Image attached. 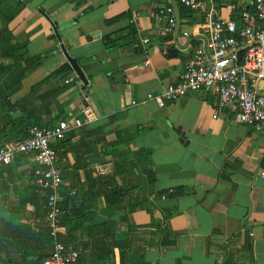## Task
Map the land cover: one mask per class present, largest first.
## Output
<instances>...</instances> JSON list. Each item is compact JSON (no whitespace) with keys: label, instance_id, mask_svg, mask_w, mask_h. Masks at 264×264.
Wrapping results in <instances>:
<instances>
[{"label":"crops","instance_id":"0c3cea01","mask_svg":"<svg viewBox=\"0 0 264 264\" xmlns=\"http://www.w3.org/2000/svg\"><path fill=\"white\" fill-rule=\"evenodd\" d=\"M75 1L25 0L24 6L7 23L15 39H23L21 35L27 33L24 39L29 55L53 49L22 78L20 88L11 94L10 100L27 96L31 85L66 61L62 46L83 71L86 89H91L83 95L81 82L68 76L65 82L72 84L56 97L67 117L81 114L82 107L88 106L91 114L83 121L85 129L103 124L104 129L137 132L130 147L150 151L153 190L179 187L184 191L178 196H163L153 201L158 208L171 213L168 222L176 240L170 246H146L143 260L147 264H223L224 261L264 264V133L230 123L220 112L217 97L210 89L189 91L162 107L146 98V93L159 92L175 81L193 47L204 44L206 31L198 25L202 23V12L183 8L175 0L177 28L162 33L166 16L157 11L163 0H83L74 8ZM249 2L217 0L218 13L223 19H236ZM230 3L235 4L234 11ZM126 10L135 21L143 51L105 50L101 35L124 26L127 21L104 25L103 20ZM183 31L187 35H182ZM52 33L55 36L49 38ZM169 35L171 38H166ZM143 37L147 42H142ZM168 46L179 55L166 57L163 51ZM0 63L8 65L12 58L1 56ZM258 91L264 93L263 81L259 82ZM131 99L136 103L130 104ZM214 111L217 115L212 117ZM109 115H113L110 120ZM39 116L44 120V114ZM81 136L78 128L69 130L64 146L79 141ZM92 138L84 137V141L90 143ZM99 148L95 144L78 158L73 152H66L65 160L59 165L67 176L62 179V185L85 189L89 179L99 175L94 171L99 162L87 161L99 154ZM37 167L30 156L22 153L0 165L2 264H25L26 261L19 260L21 256L34 258L40 245L38 237L47 227L45 192L35 183ZM94 203L92 218L76 229L78 238L85 237L91 224L123 212L115 210L101 195ZM126 217L136 226L158 218L157 214L143 210L127 213ZM148 229L141 227L139 231ZM114 264H118L116 249Z\"/></svg>","mask_w":264,"mask_h":264},{"label":"trees","instance_id":"16d2710c","mask_svg":"<svg viewBox=\"0 0 264 264\" xmlns=\"http://www.w3.org/2000/svg\"><path fill=\"white\" fill-rule=\"evenodd\" d=\"M82 2L83 0L75 1L74 8ZM24 4L25 0H13L12 3L0 0V57L12 58V63L8 65L0 63V144L24 138L33 125H51L59 119L67 118L61 103L56 99L72 84V81L65 82L71 70L66 61L31 85L27 96L16 101L10 100L11 94L20 88L22 78L53 50L49 48L37 55H29L25 46L27 33L21 35L23 39L20 41L8 30L7 23ZM164 5L165 2H162L158 7ZM79 12L72 17V22L76 20ZM123 19L127 21L124 26L101 35L103 48L132 53L143 51L135 21L129 10L104 19L103 24L111 25ZM54 36L52 33L49 38ZM166 38L171 37L169 35ZM164 55L173 57L179 53L172 46H168ZM40 113L44 114V120L40 119ZM113 115H109V120ZM77 117L81 120L84 118L82 114ZM104 126L101 124L89 129L79 127L78 131L82 136L79 141L67 147L64 146L65 137L51 144L56 152L55 166L58 169L60 162L66 158V152H73L74 157L78 158L79 155L91 151L95 144L101 146L99 154L88 158L87 161L105 163L109 156L112 163V170L109 173L91 177L85 189L77 185H60L58 191L61 196L60 205L65 213L62 216V225L57 230L56 240L70 244L77 250V256L68 264H114L115 249L118 264H147L142 258V251L146 246L160 248L173 245L176 240V234L168 222L171 213L158 208L153 201L163 196H178L184 191L179 187L154 191L150 151L141 147H130L137 132H129L123 128L104 129ZM89 136H93L90 143L84 141V137ZM59 173L61 179L67 177L61 169ZM92 188L94 191H91ZM100 195L106 203L113 205L115 210L123 212L91 224L85 237L78 238L76 229L82 222L92 218L95 211L94 201ZM135 210L157 214L158 218L147 225L136 226L129 223L126 217L127 213ZM141 227L150 229L139 231ZM38 239L40 245L37 246L36 256L32 259L21 256L20 261H26L25 264H39L50 253L53 239L48 234L47 227ZM223 264L229 263L224 261Z\"/></svg>","mask_w":264,"mask_h":264},{"label":"built area","instance_id":"2783aa9c","mask_svg":"<svg viewBox=\"0 0 264 264\" xmlns=\"http://www.w3.org/2000/svg\"><path fill=\"white\" fill-rule=\"evenodd\" d=\"M163 1L165 5L157 11L166 16L162 33L172 32L175 29L173 9L168 0ZM177 2L186 9L202 12V23L198 25L206 31V39L203 45L193 47L175 81L159 92L146 93V98L162 107L189 91L210 89L217 97L220 112L230 123L264 133V93L258 91L259 82H264V0H250L236 19L221 18L217 0ZM229 7L235 10L234 3ZM182 35L187 33L183 31ZM142 42H147V38L143 37ZM135 103V99L130 100V104ZM81 114L83 120L74 115L51 125H33L24 138L0 144V165L9 163L19 153L30 156L38 165L35 183L45 192L47 229L53 239L52 250L39 264H68L77 256V250L70 244L56 240L65 210L60 205L58 191L62 179L51 144L63 139L69 130L81 127L91 114L89 107L83 106ZM216 115L214 111L212 117ZM110 170L108 163L94 166L99 175Z\"/></svg>","mask_w":264,"mask_h":264},{"label":"water","instance_id":"95a60500","mask_svg":"<svg viewBox=\"0 0 264 264\" xmlns=\"http://www.w3.org/2000/svg\"><path fill=\"white\" fill-rule=\"evenodd\" d=\"M168 2L170 3V5L172 6L173 9V15H174V19H175V29L177 28V24H178V17H177V5L175 0H168ZM62 49V52L64 54V57L66 59V62L68 63V65L70 66V73H69V77L71 79H78L81 82L80 85V90L82 91L83 95H87L89 92H91V89H86V84H87V79L83 73V71L81 70V68L79 67V65L77 64V62L71 58L66 52L65 49L60 46ZM98 57H96L97 60Z\"/></svg>","mask_w":264,"mask_h":264},{"label":"rangeland","instance_id":"374dc122","mask_svg":"<svg viewBox=\"0 0 264 264\" xmlns=\"http://www.w3.org/2000/svg\"><path fill=\"white\" fill-rule=\"evenodd\" d=\"M99 147H101V146H99ZM105 163H108V166H109V167L111 168V170H112L111 158H110L109 156H107ZM111 170H110V171H111ZM62 227L64 228V226H62Z\"/></svg>","mask_w":264,"mask_h":264}]
</instances>
